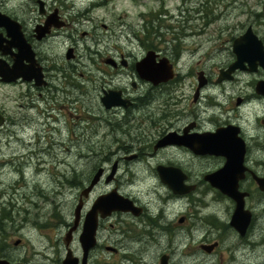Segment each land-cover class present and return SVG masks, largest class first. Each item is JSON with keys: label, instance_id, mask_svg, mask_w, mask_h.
I'll return each instance as SVG.
<instances>
[{"label": "rangeland", "instance_id": "374dc122", "mask_svg": "<svg viewBox=\"0 0 264 264\" xmlns=\"http://www.w3.org/2000/svg\"><path fill=\"white\" fill-rule=\"evenodd\" d=\"M139 1L127 0V15L121 20L118 16L105 17L115 30L113 33L121 35L114 38L112 44L117 43L133 60L144 57L152 48L142 46L139 34L144 36V25L160 11L162 15L155 21V26L161 25L160 36L156 35L154 50L172 63L179 58L174 67L175 71L182 73L180 78L187 89L182 98L185 105L189 102V89L198 72H219L235 60L232 43L227 39L237 35L242 26L246 28L253 24L254 13L260 14L264 4V0ZM7 2L0 0V6ZM183 19L184 27L181 26L184 25ZM198 28H201V34ZM189 73L195 75L192 77ZM247 80L248 77L241 76L235 88L242 87ZM127 83L126 79L119 82L121 87ZM84 86L86 88L81 87L80 91H59L56 99L47 100L46 92L40 97L36 91L27 92L24 85H0V110L11 120L0 129V212L7 208L12 217L9 221L4 220L0 227V258L17 256L29 259L32 264H59L58 254L66 247L64 239L68 232L63 223L74 221L78 195L82 191L78 185L84 186L95 165L105 163L108 157L113 162L120 155L133 153L143 141V138H135V131L131 134L115 131L122 111L106 109L101 100V86L93 87L88 83ZM219 87L212 84L206 92L219 93L218 98L224 105L233 106L237 92L220 94ZM165 98V95L158 94L152 103L154 117L161 116L169 108L165 106ZM158 122L161 128H165L168 121L161 118ZM146 124L143 128L147 127ZM170 151L123 163L118 171L121 190L133 191L141 200L150 202L154 214L161 204L159 194L166 193L164 189L154 190L155 186L161 185L155 168L161 161L169 160ZM95 152L97 154L91 156ZM112 162H109L110 166ZM205 167L213 168V161H196L192 171L198 173ZM98 188L105 190L108 186L102 184ZM196 199L221 212L222 218L227 220L229 210L226 211L224 206H228L229 201L205 188L193 194L191 204L186 199L177 203L171 217H178L190 206L195 209L199 206ZM250 202L257 204L256 199ZM258 213L264 215V208H258ZM118 219L114 218L110 223ZM126 227V224H120L117 234L110 230L101 238V244L116 246L119 253L111 255L97 250L95 255H104L107 264H159L164 253L171 255L173 264H203L205 258L209 264H264L262 243L259 247L241 245L240 249L235 248L241 240L231 232L222 239L218 252L208 256L199 248L200 237L185 240L157 238L159 241L147 236L132 239L122 234ZM81 230L82 223L71 244L76 251L81 248L78 239ZM257 238L255 240L262 239L261 236ZM19 240V245H15Z\"/></svg>", "mask_w": 264, "mask_h": 264}, {"label": "flooded vegetation", "instance_id": "af4514ba", "mask_svg": "<svg viewBox=\"0 0 264 264\" xmlns=\"http://www.w3.org/2000/svg\"><path fill=\"white\" fill-rule=\"evenodd\" d=\"M7 1L10 3L7 2L2 7L0 6V14L7 16L12 26L0 25V85H24L27 92L36 91L40 97L46 92L47 100L56 99V94L59 91L73 92L75 89L80 91L81 87L86 88L84 85L87 83L93 87L101 86L103 92L101 100L106 92L118 91L121 93L120 100L127 101V104L110 108L122 111L116 124L119 126L116 127L115 131L124 134H131L132 131H135L137 140L143 138V141L139 142L140 146L137 151L120 155L113 162L112 158L109 159L108 157L104 160L105 163L102 161L103 163L93 167L92 171L88 173V179L83 183V187L78 185L82 191L79 193L77 201L80 202L83 199L84 208L80 215L77 230L83 223L87 212L94 206L96 199L114 189L132 199L142 212L139 216L132 212H113L105 218L99 214L98 243L96 248L89 253L87 264H107L104 255L99 254L100 257L95 255L97 250L111 255L119 253V248L116 246L109 243L101 244V238L110 230L117 234L116 229L120 224L128 226L123 228L122 234L132 239L147 236L149 239L159 241L157 238L174 239L176 237L185 240L200 237L202 240L198 244L199 248L204 249L202 250L203 253L208 256L218 252L222 239L228 232L241 240L235 248L240 249L241 245L246 248L251 245L258 246L255 244V239H258L257 236H261L260 245L262 243L264 248V221L261 225L264 215L258 213V208H264V191L259 188L255 179V175L264 177V93L259 91V88L264 87L263 66L259 65L254 71L237 70L229 74L230 78L224 79L222 82H218L222 74L220 71L215 73L203 71L206 82L199 88L200 71L198 75L196 74V81H193L192 88L189 89L191 95L187 99L188 104L185 105L182 98L186 96L187 89H185V83L180 78L182 73L175 71L174 78L166 83L159 85L150 83L144 80L136 70V63L143 57L133 60L131 56H128L118 47L117 43L112 44L114 38L118 39L121 35L113 33L114 29L111 24L107 23L105 17L118 16L121 20L123 16L127 15V0ZM133 1L140 2L139 0ZM159 15H162L160 11L152 15L153 24L148 21L147 25H144L143 28L146 26V30L142 29V32L145 37L139 34L141 38L139 41L142 46L147 49L152 48L149 50L156 48L155 38L156 35H160L158 30L161 25L155 26V21L156 19L159 20ZM254 16L253 24L246 28L242 26L243 29L237 35H232L227 39L228 42L232 43V49L234 41L244 35L249 28H252L253 33L264 45V4L262 12L260 14L254 13ZM182 22L184 24V19ZM181 26L184 27L185 24ZM198 32L202 33L201 28H198ZM145 40L148 42H144ZM119 43L121 45L120 40ZM154 52L158 55L157 60H159L161 54L156 50ZM16 60L25 66H32L33 64L34 68L40 69L44 84L39 86L35 79L26 81L23 78L14 82L5 81L1 75L2 70L11 68ZM178 61L179 58L176 61L173 60V63L170 62L174 67ZM188 75L193 77L195 74L189 73ZM241 76L248 77V80L242 87L235 88L236 81H239ZM123 79L128 80V83L121 87L119 82ZM212 84L220 86L218 89L222 91L220 94L237 92L233 97V106L224 105L218 98L219 93L208 94L206 92ZM158 94L165 95V106L169 108L161 116L154 117L153 113L155 112H153L154 105L152 106V103L157 99ZM0 114L4 117V124L0 126L2 129L11 120L2 110H0ZM161 118L168 121L165 128H161L159 125L158 120ZM144 123H147L146 128H143ZM218 131L233 139L243 140L245 143V177L239 181V190L248 193L245 197V209L251 212V221L245 235H241L231 225L237 205L236 201L213 187L206 179L208 174L225 165L226 157L215 154H200L184 144L174 143L157 147L159 141L167 134H171L173 138L180 141L195 143L200 141L203 136ZM167 150H171L169 160L161 161L155 168L161 185L160 187L155 186L154 190L159 192L164 189L166 193L164 195L159 194L160 200L158 201L161 204L157 213L154 214L150 208V202L141 200V197L133 191L123 192L121 190L122 185L118 171L123 163L140 161L144 155H149L152 158ZM96 154L97 152L91 156ZM200 160L213 161L214 167H205L200 169L198 173L193 172L194 162ZM109 162H112L111 166ZM160 165L180 169L185 176V185H195V190L183 195H176L161 179L158 171ZM113 166H117V171L114 177L108 181ZM102 168L103 173L98 184L94 186L88 197L83 198V190L91 184L95 175ZM102 184H106L108 188L105 190L98 188ZM202 188L212 189L219 197L229 201V205L224 206L226 211L229 210L227 220L222 218L221 212L211 209L208 204L200 199L195 200L199 205L195 209L192 210L190 206L186 212H181L178 217H171L172 209L176 208L177 203L186 199L191 204L193 194ZM251 199H256L257 204L253 205L250 202ZM117 217L119 219L111 224L110 220ZM72 225L73 222L66 221L63 223V226L68 230ZM109 237L111 236L109 235ZM202 244L208 247L202 248ZM212 245L214 247H211ZM67 250V247L60 249L59 264H63ZM73 252L79 258L78 264H82L83 253L81 248L77 251L73 249ZM163 256L168 257V264H173L170 254L164 253L161 258ZM8 260L12 263L32 264L29 259L24 257H10ZM203 264H209L207 258ZM249 264H254V262Z\"/></svg>", "mask_w": 264, "mask_h": 264}, {"label": "water", "instance_id": "95a60500", "mask_svg": "<svg viewBox=\"0 0 264 264\" xmlns=\"http://www.w3.org/2000/svg\"><path fill=\"white\" fill-rule=\"evenodd\" d=\"M10 19L0 14V25L12 26ZM233 52L236 55V60L229 65L228 68H222V73L218 82H222L224 79L230 78L229 74L237 70H251L254 71L259 65L264 67V45L263 42L253 33L252 28H249L247 32L241 37L237 38L233 44ZM158 55L154 51H149L144 58L136 63V70L140 76L149 82L159 85L163 82H168L175 76L173 65L169 59L164 57L160 61L157 60ZM199 88L205 84V77L203 71L200 72ZM1 75L7 82L17 81L19 78H23L26 81L36 80L37 85L44 84L43 74L40 69L32 66H25L20 61L16 60L15 64L11 68H4ZM261 93H264V87L259 88ZM121 93L115 90H110L105 93L102 98V102L107 109L114 106L126 105L127 101L120 100ZM4 124V117L0 114V126ZM184 144L191 147L195 152L200 154H215L223 155L226 157L225 165L206 176V179L210 184L219 189L223 194L231 197L237 203L234 214L232 216L231 225L241 234L245 235L247 228L251 221V212L245 209V197L248 193L241 192L239 190V181L245 177L246 167L244 166L245 159V143L242 140L233 139L218 131L214 134H208L195 143L188 141H180L173 138L171 134H167L163 139L159 141L157 147H164L169 144ZM117 166L113 167L112 173L108 178V181L114 177ZM158 171L161 179L167 184L176 195H183L195 190V185L187 186L184 183L185 176L180 169L160 165ZM103 173V168L95 175V178L91 184L85 188L82 193V197H88L94 186L99 182ZM255 179L259 185V188L264 191V177L255 175ZM83 209V199L75 208V221L74 225L70 228L65 238V243L68 248L67 257L63 260V264H78L79 258L74 256L70 244L73 240V232L77 229L80 221L81 211ZM132 212L139 216L142 212L138 208L132 199L119 193L117 190L99 196L92 209L87 213L82 233L79 237L82 250L83 260L82 264H87V258L92 249L97 246V231L99 227V214L103 218L111 215L113 212ZM20 241H17L15 245H19ZM202 248H207L206 245H201ZM211 247H214L212 245ZM0 264H13L9 260L0 258ZM22 264V263H14ZM161 264H168V257L161 258Z\"/></svg>", "mask_w": 264, "mask_h": 264}, {"label": "trees", "instance_id": "16d2710c", "mask_svg": "<svg viewBox=\"0 0 264 264\" xmlns=\"http://www.w3.org/2000/svg\"><path fill=\"white\" fill-rule=\"evenodd\" d=\"M11 218V211L7 208H3L0 212V227L3 226L4 220L9 221Z\"/></svg>", "mask_w": 264, "mask_h": 264}, {"label": "bare ground", "instance_id": "6f19581e", "mask_svg": "<svg viewBox=\"0 0 264 264\" xmlns=\"http://www.w3.org/2000/svg\"><path fill=\"white\" fill-rule=\"evenodd\" d=\"M150 83H152V82H150ZM163 83H166V82H163ZM154 84V83H153ZM160 84H162V83H160ZM37 121V120H36ZM44 150V149H43ZM261 240V239H260ZM260 240H256V242H255V244L256 245H258V247L260 246ZM242 248V247H241ZM234 256V255H233Z\"/></svg>", "mask_w": 264, "mask_h": 264}]
</instances>
